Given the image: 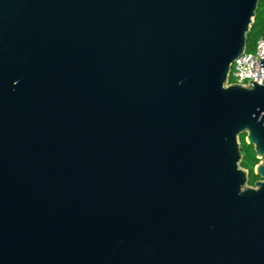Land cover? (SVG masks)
Here are the masks:
<instances>
[{
	"label": "water",
	"instance_id": "water-1",
	"mask_svg": "<svg viewBox=\"0 0 264 264\" xmlns=\"http://www.w3.org/2000/svg\"><path fill=\"white\" fill-rule=\"evenodd\" d=\"M259 3L0 0V264H264Z\"/></svg>",
	"mask_w": 264,
	"mask_h": 264
},
{
	"label": "trees",
	"instance_id": "trees-1",
	"mask_svg": "<svg viewBox=\"0 0 264 264\" xmlns=\"http://www.w3.org/2000/svg\"><path fill=\"white\" fill-rule=\"evenodd\" d=\"M261 36H264V0H260L254 20L251 23L249 31L247 33V52H253L255 50L257 40ZM230 82H232L231 76ZM239 141L242 154L241 167L249 172V185L252 186L255 180L258 178V176L253 173V167L258 160L255 158L253 146L248 145L245 142L244 134L239 137Z\"/></svg>",
	"mask_w": 264,
	"mask_h": 264
},
{
	"label": "built area",
	"instance_id": "built-area-1",
	"mask_svg": "<svg viewBox=\"0 0 264 264\" xmlns=\"http://www.w3.org/2000/svg\"><path fill=\"white\" fill-rule=\"evenodd\" d=\"M264 54V36H261L256 43L253 52H245L239 56L232 65V82L246 85L250 80L261 83L264 79V67L260 66V58Z\"/></svg>",
	"mask_w": 264,
	"mask_h": 264
},
{
	"label": "flooded vegetation",
	"instance_id": "flooded-vegetation-1",
	"mask_svg": "<svg viewBox=\"0 0 264 264\" xmlns=\"http://www.w3.org/2000/svg\"><path fill=\"white\" fill-rule=\"evenodd\" d=\"M255 158L258 160L257 163H256V164H258V163L261 161V159L257 158V157H256V154H255ZM256 164H255V165H256ZM253 168H254V167H253ZM245 170H246V169H245ZM248 173H249V172H248ZM253 173H254V170H253ZM255 175L258 176V178L255 180V182L264 180V178L260 177L259 175H257V174H255ZM255 182H254V183H255Z\"/></svg>",
	"mask_w": 264,
	"mask_h": 264
}]
</instances>
